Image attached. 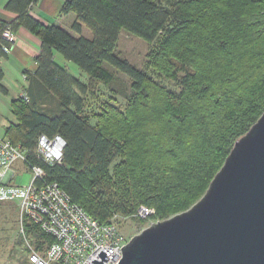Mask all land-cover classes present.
<instances>
[{
    "label": "trees",
    "instance_id": "16d2710c",
    "mask_svg": "<svg viewBox=\"0 0 264 264\" xmlns=\"http://www.w3.org/2000/svg\"><path fill=\"white\" fill-rule=\"evenodd\" d=\"M35 2L9 0L6 8L19 17L0 23L25 26L43 42L29 100H12L18 124L6 136L35 158L38 136L60 133L63 163L38 162L102 223L115 214L136 219L140 206L155 209L153 222L189 209L264 113V0H67L62 13H75L78 37L33 17ZM122 30L158 41L145 68L118 52ZM55 51L88 81L58 65ZM106 64L131 78L130 91ZM2 79L0 67V92L7 95ZM101 85L109 100L89 112L86 96ZM51 95L57 108H44ZM117 95L124 107L113 102ZM25 229L37 247L54 240L34 223Z\"/></svg>",
    "mask_w": 264,
    "mask_h": 264
},
{
    "label": "water",
    "instance_id": "95a60500",
    "mask_svg": "<svg viewBox=\"0 0 264 264\" xmlns=\"http://www.w3.org/2000/svg\"><path fill=\"white\" fill-rule=\"evenodd\" d=\"M122 251L117 264H264V113L196 203L152 222Z\"/></svg>",
    "mask_w": 264,
    "mask_h": 264
},
{
    "label": "built area",
    "instance_id": "2783aa9c",
    "mask_svg": "<svg viewBox=\"0 0 264 264\" xmlns=\"http://www.w3.org/2000/svg\"><path fill=\"white\" fill-rule=\"evenodd\" d=\"M16 41V32L11 25L0 24V48L9 52ZM4 55L0 52V67ZM28 101L29 97L24 94ZM65 138L57 133H42L37 138L35 158L21 144L0 135V205L17 202L19 211L20 237L27 252L28 264H96L93 258L105 264H117L123 257L122 247L126 239L120 225L119 214L102 223L89 215L82 206L60 184L50 179L45 168L38 162L61 165L64 160ZM21 161L32 172L28 184H12L17 174L14 164ZM155 214L154 208L140 206L136 217L148 218ZM39 225L41 230L54 240H41L37 247L35 237L27 233L25 222ZM107 253L102 259L99 252Z\"/></svg>",
    "mask_w": 264,
    "mask_h": 264
},
{
    "label": "rangeland",
    "instance_id": "374dc122",
    "mask_svg": "<svg viewBox=\"0 0 264 264\" xmlns=\"http://www.w3.org/2000/svg\"><path fill=\"white\" fill-rule=\"evenodd\" d=\"M88 35L91 37L92 33L89 29H86ZM158 46V41L148 42L143 38L130 33L127 30H122L118 40L117 50L120 55L128 59L133 65L138 68H145L150 59V55ZM56 63L62 67L67 68L68 72L80 80L87 82L89 79L88 74L83 71L76 63L68 61L65 57L56 51ZM106 66L113 70L116 75L125 82L130 91L132 80L126 74L116 70L110 64ZM167 82V81H166ZM165 82V83H166ZM168 84V83H167ZM173 84V83H172ZM169 82V86L172 85ZM173 87V85H172ZM111 93L109 89L103 85L100 86V91L95 94H88L85 99L86 109L91 112H98L100 105L109 100ZM116 100L113 102L124 107L126 99L122 95H117ZM58 98L51 95L44 108H57ZM24 164L18 161L14 164V168L17 169V174L12 181L15 185L28 184L32 178V172L24 168ZM154 215V214H152ZM152 215L148 218L136 219L131 217H123L120 215L119 224L121 229L129 241L133 236L142 232L153 221ZM145 221V222H144ZM20 224H19V211L17 202H4L0 205V264H27V252L20 240Z\"/></svg>",
    "mask_w": 264,
    "mask_h": 264
},
{
    "label": "crops",
    "instance_id": "0c3cea01",
    "mask_svg": "<svg viewBox=\"0 0 264 264\" xmlns=\"http://www.w3.org/2000/svg\"><path fill=\"white\" fill-rule=\"evenodd\" d=\"M9 0H0V23H13L19 14L6 8ZM67 0H36L29 8V13L45 25H58L74 36L79 34L71 29L76 18L75 13H62V6ZM84 29V34L87 35ZM16 41L9 52L4 53L1 69L2 84L8 89V94L0 92V135L6 136L7 128L18 124V119L12 109V100L28 94L32 82L36 81L35 73L39 68L38 57L42 52V39L25 26L15 29ZM56 59V51L54 52ZM25 168V166H24Z\"/></svg>",
    "mask_w": 264,
    "mask_h": 264
}]
</instances>
